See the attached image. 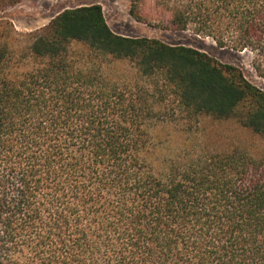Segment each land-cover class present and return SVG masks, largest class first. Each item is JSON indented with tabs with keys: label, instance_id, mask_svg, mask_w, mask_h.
Returning <instances> with one entry per match:
<instances>
[{
	"label": "trees",
	"instance_id": "trees-1",
	"mask_svg": "<svg viewBox=\"0 0 264 264\" xmlns=\"http://www.w3.org/2000/svg\"><path fill=\"white\" fill-rule=\"evenodd\" d=\"M130 15L250 52L264 79V0H131ZM124 62L134 77L106 75ZM175 116L263 147L186 139L158 172L151 125ZM0 264H264V91L200 50L115 33L98 4L29 33L0 21Z\"/></svg>",
	"mask_w": 264,
	"mask_h": 264
},
{
	"label": "rangeland",
	"instance_id": "rangeland-1",
	"mask_svg": "<svg viewBox=\"0 0 264 264\" xmlns=\"http://www.w3.org/2000/svg\"><path fill=\"white\" fill-rule=\"evenodd\" d=\"M17 3L0 13V21L12 25L17 33H29L48 25L56 15L66 9L98 4L103 7L106 20L112 30L123 36L159 39L169 45H183L200 50L221 63L242 69L246 78L264 91V79L259 77L253 67L250 52H237L221 48L212 38H203L191 31H171L162 25H148L136 22L130 15L131 0H16ZM110 78L129 80L136 75L134 67L127 62L113 64L105 69ZM193 131L188 120L181 116L155 121L151 132L156 143H164L161 152L155 156V167L165 171L170 159L179 153V146L186 139L198 140L213 152L226 150V142L254 141L259 150L263 145L252 140L249 132L232 123H220L210 118H202ZM195 126V123L193 122ZM209 144V146H208ZM227 145V144H226Z\"/></svg>",
	"mask_w": 264,
	"mask_h": 264
}]
</instances>
